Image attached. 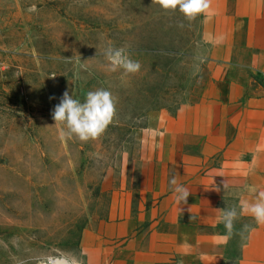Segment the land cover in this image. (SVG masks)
Segmentation results:
<instances>
[{
  "label": "rangeland",
  "instance_id": "1",
  "mask_svg": "<svg viewBox=\"0 0 264 264\" xmlns=\"http://www.w3.org/2000/svg\"><path fill=\"white\" fill-rule=\"evenodd\" d=\"M202 16L152 0H0V264H116L108 249L83 250L84 231L135 178L143 130L196 85ZM109 47L139 72L109 71ZM96 89L115 98L112 124L87 142L62 135L63 93L84 102Z\"/></svg>",
  "mask_w": 264,
  "mask_h": 264
},
{
  "label": "crops",
  "instance_id": "2",
  "mask_svg": "<svg viewBox=\"0 0 264 264\" xmlns=\"http://www.w3.org/2000/svg\"><path fill=\"white\" fill-rule=\"evenodd\" d=\"M200 39L196 85L143 130L136 176L84 231L85 252L108 249L116 264H264V224L242 210L264 191V0H211ZM232 207L228 239L221 218Z\"/></svg>",
  "mask_w": 264,
  "mask_h": 264
},
{
  "label": "clouds",
  "instance_id": "3",
  "mask_svg": "<svg viewBox=\"0 0 264 264\" xmlns=\"http://www.w3.org/2000/svg\"><path fill=\"white\" fill-rule=\"evenodd\" d=\"M152 3L159 5L165 11L178 10L189 22L194 21L199 15L209 12L211 6V0H152ZM30 10L35 9L33 7ZM104 56L108 62L109 71L123 69L124 74L127 75L135 74L141 68L140 62L131 59L124 47H109L105 50ZM52 77L54 78L55 75ZM114 115L115 98L106 89L89 91L84 102L73 98V95H69V92L65 91L60 102L54 106L52 111L55 124L66 125L67 132L62 135H66L68 138L75 136L82 142L101 136L112 124ZM169 184L176 194L177 202L179 204L186 203L190 191L182 184H178L175 176L169 180ZM242 210L247 211L256 224H264V191L259 192L257 202L244 205ZM239 215L236 207L223 210L221 220L228 239L234 235V224ZM248 227L246 225L244 230H247ZM241 237L243 238V231Z\"/></svg>",
  "mask_w": 264,
  "mask_h": 264
},
{
  "label": "bare ground",
  "instance_id": "4",
  "mask_svg": "<svg viewBox=\"0 0 264 264\" xmlns=\"http://www.w3.org/2000/svg\"><path fill=\"white\" fill-rule=\"evenodd\" d=\"M53 264H71L68 260L64 258H57L52 260Z\"/></svg>",
  "mask_w": 264,
  "mask_h": 264
},
{
  "label": "trees",
  "instance_id": "5",
  "mask_svg": "<svg viewBox=\"0 0 264 264\" xmlns=\"http://www.w3.org/2000/svg\"><path fill=\"white\" fill-rule=\"evenodd\" d=\"M167 51V49H165Z\"/></svg>",
  "mask_w": 264,
  "mask_h": 264
}]
</instances>
